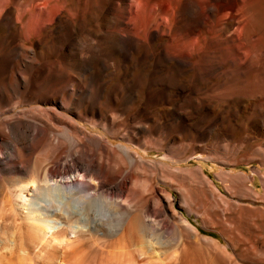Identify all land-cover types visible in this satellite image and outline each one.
Segmentation results:
<instances>
[{
  "label": "bare ground",
  "instance_id": "1",
  "mask_svg": "<svg viewBox=\"0 0 264 264\" xmlns=\"http://www.w3.org/2000/svg\"><path fill=\"white\" fill-rule=\"evenodd\" d=\"M139 98L166 118L174 141L198 116L194 128L206 131L231 125L240 113L252 127L264 126V0H0V264H34L41 253L58 264L65 248L73 251L63 252V264H84L88 252L74 244L86 230L121 236L103 244L104 252L89 259L94 264H165L148 219L161 217L154 208L161 203L171 209L173 197L163 191L160 201L151 176L176 182L188 206L207 208L222 197L203 164L152 166L92 132L116 137L122 105ZM256 153L264 159V150ZM144 167L150 178L129 177ZM254 172L264 184L261 170ZM217 176L233 196L252 202L214 208L223 218L240 208L238 234L263 238L264 199L243 174ZM129 198L145 203L136 221L129 220ZM250 244L246 255L263 258L264 248Z\"/></svg>",
  "mask_w": 264,
  "mask_h": 264
},
{
  "label": "rangeland",
  "instance_id": "2",
  "mask_svg": "<svg viewBox=\"0 0 264 264\" xmlns=\"http://www.w3.org/2000/svg\"><path fill=\"white\" fill-rule=\"evenodd\" d=\"M109 105L110 103L104 99V108L109 107ZM120 105H122V102L117 103V106ZM122 106H124V115L123 118L120 119L119 123L121 127L116 137L113 136V138H111V136H107L100 128L96 130L97 133L91 129L89 130L106 138L114 147H118L119 145L131 147L135 151H138V156H142L143 159L152 166L164 164L174 170H194L200 164H203L207 177L218 187L220 191L218 194L222 195L221 198H219V196L212 198L211 200H213L214 204L207 208L200 207L198 202L192 206H188L183 202L182 194L178 189L179 185L176 182L161 178L160 172L151 176L152 191L160 198V201L165 200L163 191L170 193L173 197L171 209H166L164 203H161V205L154 207L161 211V217L157 220L153 218L148 219L149 222L157 228V234L155 233L152 240H155V243L153 242L154 248L157 246L155 249L158 251L159 257L164 260L163 262L165 264H264V256H262L263 258H255L256 256H254L253 253H247L246 255L244 252L247 247L251 246V242L264 248V235L262 238L249 233L242 235L240 233L238 234L234 223L238 222L241 218L240 208H233V212L231 210L229 211L230 213H225L224 218L222 209L220 207L214 208L217 203L223 204L227 202L229 205H233L234 202H238L239 205L243 206L252 202L249 198H241L243 200L239 198V200L233 196L234 194L229 193L226 188L229 187L230 184L220 181L217 178V175L222 171H229L231 174L245 175L248 186L252 187L254 191L259 194L261 199H264V184H262L254 172L256 169H259L264 175V159L256 153V151L264 150V126L260 128L252 127L249 121L251 117L248 114L240 113L237 119L231 123L232 126L224 124L226 126L224 128L222 127L224 125H221L218 128H211L206 131L204 129L194 128L196 122L202 121L203 119V116H198L197 119L187 124L188 127L184 134L177 136L176 141H174V136L177 135L175 130H172L170 127H163L166 125V118L159 115H152L151 110L146 107L147 103L145 101L140 98L130 103L125 101V105ZM141 124H144V127H140ZM80 126L84 128L83 123L80 124ZM84 129L87 130L88 128ZM121 137H127L128 142H124ZM198 154L204 155V159L207 155H214L219 159L216 162H206L194 158L196 156L199 157L200 155ZM228 159L229 161H227ZM233 159L238 160V162L232 161ZM72 164L73 163L70 161L62 162L59 165L64 169L67 166H72ZM131 176H135L140 180L150 178L146 167L138 171L135 169L132 170L129 174V177ZM121 180L122 179H118L117 182L120 183ZM195 186H198L197 182L192 183V187ZM202 189H205L204 186ZM149 197L150 195H146L144 198L147 200ZM204 201L207 203L210 201V198L205 197ZM126 203L128 204H125V206L129 210L130 221H136L146 213L145 203L143 201L139 204V200L135 201L129 198ZM234 211L236 213H234ZM180 218L182 219L180 220ZM184 219H187L195 226L197 232L194 233L188 230L184 223ZM230 219L234 221L232 224H230ZM226 220L230 223H226ZM86 232L85 234H78L79 237L77 238L81 243L79 244V242H76L78 245L76 243L74 245L76 247L78 246V248L80 246L82 250L85 249L84 251L86 253L88 252L86 258L89 256V264H94L93 261L91 262V260H89L90 258L92 259L102 254L101 251L104 250V245L106 246L108 243H112L113 238L116 236L117 238H115V241L118 237H121L118 236L119 234L106 238L102 235V237H94L92 234ZM222 232L224 233L222 234ZM89 234L91 236H89ZM131 237L137 240L135 234L132 233ZM95 239L99 243V246H97L98 243L95 245ZM156 239H158V241ZM205 239L210 240L206 241ZM65 249L63 250L68 254H70V250L73 251L71 248ZM218 249H221L222 252ZM64 251L60 252L62 256H60L61 259L58 261V264H63L64 262L62 260L66 255V253L64 255ZM68 254L66 257H68ZM40 255L41 258H36L34 264H51V262L47 261V255L44 253ZM86 260L83 261L84 264H88ZM69 261H72V258H70L68 262ZM73 263L75 264L74 261Z\"/></svg>",
  "mask_w": 264,
  "mask_h": 264
}]
</instances>
